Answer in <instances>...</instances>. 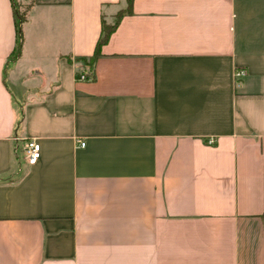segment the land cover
Masks as SVG:
<instances>
[{
	"label": "crops",
	"instance_id": "obj_1",
	"mask_svg": "<svg viewBox=\"0 0 264 264\" xmlns=\"http://www.w3.org/2000/svg\"><path fill=\"white\" fill-rule=\"evenodd\" d=\"M15 4L0 0V264H264V0H133L93 66L78 57L128 0Z\"/></svg>",
	"mask_w": 264,
	"mask_h": 264
},
{
	"label": "trees",
	"instance_id": "obj_2",
	"mask_svg": "<svg viewBox=\"0 0 264 264\" xmlns=\"http://www.w3.org/2000/svg\"><path fill=\"white\" fill-rule=\"evenodd\" d=\"M132 2H133V0H128L127 9L126 10H120L117 13L116 20L113 23H107L105 20H103L102 33H101V35L97 41V45H96L94 53L89 57L88 56H79L78 57L79 59L84 60L85 62H87L91 66L94 65L96 58L98 57V55L101 52L102 44L105 43L109 39L111 33L117 27L121 16L125 13V11H131L132 10ZM14 4H15V1H14ZM26 13H27V8L20 9L19 7H15V19H16L15 21H16L17 38H16L15 47L10 54L11 59H16L17 57H19L22 54L23 39H24L22 23L27 19Z\"/></svg>",
	"mask_w": 264,
	"mask_h": 264
},
{
	"label": "built area",
	"instance_id": "obj_3",
	"mask_svg": "<svg viewBox=\"0 0 264 264\" xmlns=\"http://www.w3.org/2000/svg\"><path fill=\"white\" fill-rule=\"evenodd\" d=\"M247 74V69L245 67H238L235 71V77L237 80H240ZM79 78L81 79H92L93 75L90 73H80ZM79 144L84 146L86 140H80ZM26 152L27 160L29 163H34L41 156V144L36 138H30L26 141Z\"/></svg>",
	"mask_w": 264,
	"mask_h": 264
},
{
	"label": "rangeland",
	"instance_id": "obj_4",
	"mask_svg": "<svg viewBox=\"0 0 264 264\" xmlns=\"http://www.w3.org/2000/svg\"><path fill=\"white\" fill-rule=\"evenodd\" d=\"M14 1H16V2H19V0H14ZM24 24V22L22 23V25Z\"/></svg>",
	"mask_w": 264,
	"mask_h": 264
}]
</instances>
